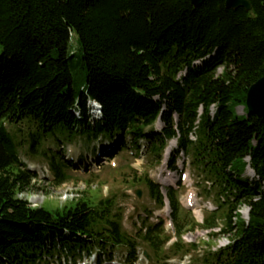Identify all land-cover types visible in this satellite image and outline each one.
Returning a JSON list of instances; mask_svg holds the SVG:
<instances>
[{
	"label": "trees",
	"instance_id": "16d2710c",
	"mask_svg": "<svg viewBox=\"0 0 264 264\" xmlns=\"http://www.w3.org/2000/svg\"><path fill=\"white\" fill-rule=\"evenodd\" d=\"M248 1L249 12L228 9L225 0L199 8L192 0H0V264L89 257L106 264L117 250L136 264L141 244L155 264L187 256L192 264H264V118L246 107L250 87L264 78V0ZM25 124L34 128L25 155L47 156L57 186L73 163L64 151L47 153L48 141H109L113 156L130 138L160 162L176 140L169 169L179 172L180 154L188 157L219 211L199 225L183 215L176 189L164 194L147 175L141 184L157 207L168 201L171 208L177 241L165 250L162 220L132 235L111 198L81 195L63 207L34 208L20 195L36 177L9 130ZM220 219L228 246L214 251L206 243L201 255L199 245L183 243L198 229L217 237Z\"/></svg>",
	"mask_w": 264,
	"mask_h": 264
},
{
	"label": "rangeland",
	"instance_id": "374dc122",
	"mask_svg": "<svg viewBox=\"0 0 264 264\" xmlns=\"http://www.w3.org/2000/svg\"><path fill=\"white\" fill-rule=\"evenodd\" d=\"M72 51L76 53L78 50L77 41L74 37L71 42ZM238 114H242V108L237 109ZM93 118L98 117L96 110L92 108ZM156 129L162 130L163 125L158 123L155 126ZM9 130L13 134L15 140L19 143L23 154L22 160L28 166V169L36 178H33L31 183V189L20 195V198L27 200L32 207L40 208L45 206L46 209H53L57 207H63L71 200L79 199L82 196L101 198H111L116 204L117 208L123 211V227L128 233L135 235L138 230L142 229L145 224L150 223L153 225L157 222V219H162L166 222V235L170 237L165 250L170 249L173 244V227L170 223L171 209L169 205L159 210L156 203L150 197L148 190L142 186V181L148 175L149 178L162 187L173 186L178 188V176L176 174H169L166 167L167 153H165L161 162L153 159L147 149L143 148L144 141L140 142V149L130 144L131 139L127 138V148L114 151L111 162L108 165H104V157L101 156L100 162L103 163V167L96 171H79L78 168L71 167L66 171L68 180L60 186L56 185L47 163V156L41 154H33L26 156L28 150L29 133L34 132V128L28 125H21L20 127H9ZM112 146L113 143L109 141H102L100 144L87 145L83 141H76L73 143H64L57 145L53 142H46L44 148L47 153L51 151H64L66 161L70 158L76 159H92L94 158V150L104 149ZM100 146V147H99ZM175 148V141L168 146V149ZM49 155V154H48ZM94 159H97L94 158ZM185 178L182 181L181 187L178 189L179 201L182 206L183 215H189L199 225H202L203 220L207 215L213 211H219L216 209V194L213 189L209 188V185H205L197 177L194 171L189 168L190 159L185 155L181 156L178 165L180 169H183L184 164ZM245 177L253 179L255 177L254 172L248 168ZM142 191V198L139 200L136 196V192ZM86 192V194H82ZM194 198V206L189 207L187 204V198ZM248 211L245 208L242 211L243 218L247 219L245 212ZM223 222L220 219L219 228L214 232L217 233V237L211 238L207 231L198 229L194 232L186 233L183 236V242L186 245L197 244L200 246V254L203 255L207 251L206 243L213 247V250L226 247L230 244L231 235H221V227ZM205 243V244H204ZM146 249V246L141 244L139 251L142 252ZM114 261L111 264H127V252L126 250H117L113 254ZM103 257H106L103 255ZM96 259L94 257L87 258L81 264H94ZM191 256H187L184 260L173 259L170 264H192ZM138 264H148V262L141 258Z\"/></svg>",
	"mask_w": 264,
	"mask_h": 264
},
{
	"label": "water",
	"instance_id": "95a60500",
	"mask_svg": "<svg viewBox=\"0 0 264 264\" xmlns=\"http://www.w3.org/2000/svg\"><path fill=\"white\" fill-rule=\"evenodd\" d=\"M207 0H192V5L195 8H199ZM226 7L228 9H244L249 12L252 9V5L248 0H225ZM246 107L248 114L256 115L259 118H264V78H261L254 83L247 94ZM139 199L142 197V192L137 191Z\"/></svg>",
	"mask_w": 264,
	"mask_h": 264
},
{
	"label": "bare ground",
	"instance_id": "6f19581e",
	"mask_svg": "<svg viewBox=\"0 0 264 264\" xmlns=\"http://www.w3.org/2000/svg\"><path fill=\"white\" fill-rule=\"evenodd\" d=\"M245 215H247V211L245 212Z\"/></svg>",
	"mask_w": 264,
	"mask_h": 264
}]
</instances>
